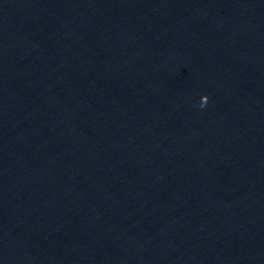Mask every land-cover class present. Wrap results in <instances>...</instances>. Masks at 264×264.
<instances>
[{"label":"clouds","instance_id":"1","mask_svg":"<svg viewBox=\"0 0 264 264\" xmlns=\"http://www.w3.org/2000/svg\"><path fill=\"white\" fill-rule=\"evenodd\" d=\"M204 98H205V102H203V103L200 104V107L201 108L205 107L206 104H207V99H208L207 96H204Z\"/></svg>","mask_w":264,"mask_h":264}]
</instances>
